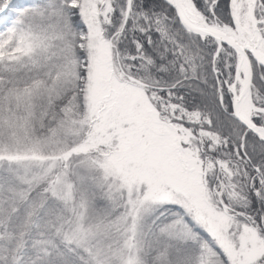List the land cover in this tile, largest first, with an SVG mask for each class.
<instances>
[{
  "label": "snow or ice",
  "instance_id": "snow-or-ice-1",
  "mask_svg": "<svg viewBox=\"0 0 264 264\" xmlns=\"http://www.w3.org/2000/svg\"><path fill=\"white\" fill-rule=\"evenodd\" d=\"M0 264H264V0H0Z\"/></svg>",
  "mask_w": 264,
  "mask_h": 264
}]
</instances>
